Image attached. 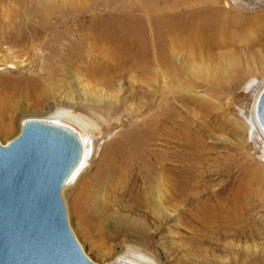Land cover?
<instances>
[{
	"label": "rangeland",
	"instance_id": "374dc122",
	"mask_svg": "<svg viewBox=\"0 0 264 264\" xmlns=\"http://www.w3.org/2000/svg\"><path fill=\"white\" fill-rule=\"evenodd\" d=\"M211 6L223 15L206 13ZM230 14L242 36L254 26L263 30L257 42L264 38V0H0V144L28 119L59 122L88 138L85 167L61 197L69 228L94 264H264V136L253 142L246 133L245 145L236 135V125L255 116L264 71L209 82L197 77L190 53L159 49V23L208 27ZM101 48L120 52V63ZM103 76L109 83L98 81ZM164 115L171 121L155 137V119ZM180 118L192 128L207 122L200 148L174 130ZM140 138L158 172L149 166L144 182L119 187L117 152ZM196 150L203 160L193 167ZM179 180L190 184L180 200L171 187ZM238 190L253 238L246 229L201 228L197 216L216 201L220 211L231 209Z\"/></svg>",
	"mask_w": 264,
	"mask_h": 264
},
{
	"label": "water",
	"instance_id": "95a60500",
	"mask_svg": "<svg viewBox=\"0 0 264 264\" xmlns=\"http://www.w3.org/2000/svg\"><path fill=\"white\" fill-rule=\"evenodd\" d=\"M255 115L264 133V89ZM83 157L79 134L47 120L23 121L19 135L0 144V264H94L69 228L61 197Z\"/></svg>",
	"mask_w": 264,
	"mask_h": 264
},
{
	"label": "bare ground",
	"instance_id": "6f19581e",
	"mask_svg": "<svg viewBox=\"0 0 264 264\" xmlns=\"http://www.w3.org/2000/svg\"><path fill=\"white\" fill-rule=\"evenodd\" d=\"M205 12L206 13L210 12L211 14H214L216 16L219 15L220 17L221 15H223L221 9L220 8L216 9V7L214 6H211L209 10ZM207 15H210V14L208 13ZM222 18H224V16ZM233 18L234 17H232L230 14L225 17V22L217 23L216 21L215 24L212 23V25L210 24L211 26L209 25L208 27H205V26L202 27L201 25L200 27L199 25L194 24V23H178L174 21L168 22L166 24H164V22L159 23L158 24V37L161 38V41H160L161 44L159 45V49H161L162 47L164 48L167 47L166 52L172 55L176 53L180 54L182 52L187 53V54L190 53L192 60H193L192 62L193 70L196 72L197 77L200 76V79L205 80V81L206 80L208 81L209 79L211 80L213 79L214 82H220V84L221 83L223 84L224 82L222 80L224 79V76L226 74L231 75L232 72L234 73V72H238L241 70L243 71L246 70L249 72L250 71L256 72L257 70L264 71V57H262L264 55V38H261L260 42H257L256 40L257 37L263 34L262 32L263 30L262 29L260 30V28L255 29L254 26L247 27L246 32H249V34L242 36V33H244L245 30L243 29L237 30L236 27L234 26L235 24L233 21L235 19L233 20ZM239 19L241 18L237 17L236 21ZM228 20L232 22H228ZM101 53L103 54L104 57L106 56L107 58L114 59L113 62L116 64V66H117V63H120L119 59L122 57V54L120 52L114 49H110V48H107V49L101 48ZM109 80L110 79H108L105 76L98 78V81L100 83H103L104 81L106 83H109L107 82ZM254 84L255 82H252L250 84V87L252 88ZM181 88L186 92L184 94H188L187 92H189V88H191V85L187 84V86H183ZM170 108L171 107H168L167 111H170ZM242 116L245 118L246 117L245 113L244 114L242 113ZM170 119H171V116L165 117V115L163 116V118L160 117L159 119H155L154 126L156 127L155 131L158 135L157 136L155 134L156 135L155 137L160 136L161 134L160 132L164 131L163 127H165L167 120H170ZM245 120L247 122L245 126L236 125V135L240 137V140L242 141L243 144L248 145V142H249V139L247 137L248 134H250L251 137L253 138V142H256L255 136L262 137L264 135L262 133L263 131L257 124L256 115L253 116L252 118H245ZM55 123H59V122H55ZM172 123H174V121ZM175 124L177 127L174 128V130L181 129L180 131H182V134L180 138L183 141H185L188 144L193 145L192 147H194V149L200 148V144L204 140L203 136H205L206 134L205 128L208 127L206 121L200 122L199 124L197 123L196 124L197 126L194 125L197 128L195 127L192 128L193 121H191V119H184V118L181 119L180 118V120L175 121ZM171 132L175 134L173 131ZM246 133H247V136H246ZM79 136L81 138L83 149H84V157H83V160L80 166L78 167V169L73 174V176L71 177V179L69 180L67 185H65L64 188L68 187L75 180L77 175L81 171H83L85 164L87 162L86 160L89 157L90 146H89L88 138H86L84 135H81V134H79ZM165 136L167 137V134ZM142 142L144 141H142L141 138L139 142H136L135 140H133L130 144H126V146L123 145L120 151L117 152L118 159L115 160L116 162L115 166L117 168V176L114 178L117 186L123 187L122 186L123 184L126 185L131 180L137 183L144 182L148 175L144 169H146L149 166L155 169L154 174L158 172V169H156L158 167L152 163V161L150 160L151 158L149 156L154 151L153 150L148 151L150 154H146V146L148 145V143L146 144L145 147H143L144 149L141 150L140 147H141ZM133 152L134 153L136 152V154H133ZM197 152L199 153V151L197 150L192 152L191 154L193 155V159L191 158L189 159L190 162L188 164L191 163L193 167L197 166L203 160L202 154L201 153L197 154ZM191 154H189L188 157H190ZM156 159L159 162L162 161L161 159L160 160H158V158ZM181 162L182 160L180 161V163ZM135 171H137V175L134 173ZM183 180L176 181L178 183H176L174 186H171L173 189L176 190L177 192L176 196H177V199L179 200L184 197V193L190 187V184L188 185V183L183 182ZM171 181L172 180L170 178L168 179L167 183H170ZM236 191L234 192V194H232V200L230 201L231 209L220 211L221 204H219L216 201L215 207L211 206L212 207L211 208L208 206L203 210L202 215L197 216L198 215L197 214L196 215L197 220L201 228L205 227L206 225H213V226L216 225V226H219L225 229V232L227 234L230 233L231 229L233 230V232L235 231L237 233L240 232L239 230L246 229L245 230L246 237L249 238L250 240L253 238L252 237L253 228L251 227V224H250L252 221V218L250 217V215L248 216L247 214L243 213V210L241 209V206L238 203L240 193H239V190L238 192ZM160 215H163L166 217L167 214H160ZM233 226H235L237 230H235L234 228H231ZM145 229H146V226L142 224L140 227V230L145 231ZM249 232H252V233L249 234Z\"/></svg>",
	"mask_w": 264,
	"mask_h": 264
}]
</instances>
